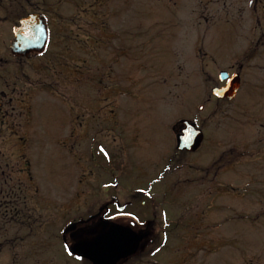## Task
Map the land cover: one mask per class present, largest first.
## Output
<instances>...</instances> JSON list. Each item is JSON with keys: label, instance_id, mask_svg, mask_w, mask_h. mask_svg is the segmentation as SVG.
Masks as SVG:
<instances>
[{"label": "rangeland", "instance_id": "374dc122", "mask_svg": "<svg viewBox=\"0 0 264 264\" xmlns=\"http://www.w3.org/2000/svg\"><path fill=\"white\" fill-rule=\"evenodd\" d=\"M253 1L34 0L37 9L43 6L54 21L60 16L84 18V35L90 36L86 55L91 62L83 76L98 85L86 88L83 105L72 97L44 92L24 110L31 117L32 157L45 158L51 169L47 179L51 195L64 196L70 212H85L95 201L108 200L112 192L122 202L134 190L156 191L158 197L152 200L156 215L152 217L167 232L175 230L181 236L180 254L193 242L197 261L264 264V194L255 183L264 180V164L237 160V145L244 138L234 132L237 127L222 123L219 114L211 121L205 119L215 99L210 96L213 84L203 75L211 53L253 45ZM262 4L264 0H259L258 5ZM99 19L111 26L104 30L101 25L103 37L116 27L122 41L116 37L96 45L93 33ZM59 33L60 28L55 33L51 30L52 37ZM128 42L131 46L126 53ZM106 52H112L115 59L95 64L93 57ZM116 71H125L128 80L121 74V81L114 84ZM182 119L205 126L201 147L182 158L185 162L179 164L180 169L170 165L162 180L153 182L175 151L176 129L182 127ZM80 126L84 134L77 137ZM232 146L234 151L229 149ZM222 148L229 149L219 163L227 167L223 187L213 183L214 192L208 199L205 184L196 188L190 182L191 164L211 157L215 160L216 150L220 153ZM114 181L117 188L106 185ZM78 195L83 198L79 203Z\"/></svg>", "mask_w": 264, "mask_h": 264}, {"label": "flooded vegetation", "instance_id": "af4514ba", "mask_svg": "<svg viewBox=\"0 0 264 264\" xmlns=\"http://www.w3.org/2000/svg\"><path fill=\"white\" fill-rule=\"evenodd\" d=\"M258 1H253V45L211 53L208 57L210 64L206 65L208 68L203 70V75L213 84L210 96L215 99V105L205 119L211 121L213 115L219 114L222 123L237 127L234 132L241 133L244 138L238 143V149L229 148L231 151L236 149L237 160L264 164V5H258ZM32 14L39 15L35 17L40 29L46 33L45 43L32 47L25 55L15 54L11 49L15 41L14 29L19 27L22 19ZM59 19L54 21L53 17L45 14L43 6L37 9L34 0H0V264L45 261L90 264L84 257V254H89L85 250L86 245L109 234V239L123 245L138 239L135 250L120 257L115 264H207L204 259L196 260L193 242L187 243L180 254L181 236L178 237L175 230L167 232L163 225L154 222L152 216L156 212L152 210V200L154 196L158 197L156 191L134 190L127 193L122 202L118 193L112 192L108 200L95 201L85 212H70L64 196L51 195L47 184L51 169L45 158L32 157L31 117L24 110L38 94L44 92L72 97L81 105L86 88L98 86L83 76L84 68L89 69L91 62L90 55H86V39L90 36L84 35V18L60 16ZM96 22L97 30L93 33L96 45L116 37L122 41L116 27H113L114 32L102 36L104 32L100 29H110L109 21L99 19ZM57 28H60L59 37H52L51 30L55 33ZM5 36H8L7 41ZM126 44L127 53L131 42ZM107 58L112 62L115 56L106 52L93 57L95 64L106 63ZM56 61L60 62L59 66ZM121 74L128 80L125 71H116L112 79L114 84L121 81ZM233 76L238 77L239 86L232 99L213 94L214 88L225 86ZM109 90L113 96V86ZM194 125L203 136L199 146L191 152L178 151L175 147L162 166V174H158L153 182L162 180L170 165L176 164L174 170L180 169L185 162L182 158L200 149L206 128L196 126L197 123ZM176 130L177 134L181 128ZM83 134L84 128L80 126L76 135L81 137ZM226 134L230 133L227 131ZM4 135H7V143L3 141ZM211 139L208 143L210 150ZM215 144L219 145L218 142ZM229 149L223 151L222 148L220 153L216 150L215 160L211 157L207 162L194 160L191 164L194 168L190 182L196 188L205 184L204 195L208 199L214 192L213 183L223 187L222 176L227 167L219 163L223 156H228ZM99 151L106 157L103 148L100 147ZM112 155L114 162L115 152ZM255 183L259 185L258 191L264 194V180ZM106 185L118 187L116 181ZM81 199L78 195L77 203Z\"/></svg>", "mask_w": 264, "mask_h": 264}, {"label": "water", "instance_id": "95a60500", "mask_svg": "<svg viewBox=\"0 0 264 264\" xmlns=\"http://www.w3.org/2000/svg\"><path fill=\"white\" fill-rule=\"evenodd\" d=\"M35 16L29 15L20 21V26L14 29L15 41L12 43V52L18 55H25L34 46H43L46 33L40 29ZM238 77L233 76L225 86L213 89V94L219 98L232 99L238 89ZM184 127L176 135V148L180 151H194L202 141V132L188 121H183ZM110 234L96 239L87 244V253L84 257L91 264H115L122 256L131 254L136 247L138 239L130 244L123 245L119 241L109 239Z\"/></svg>", "mask_w": 264, "mask_h": 264}, {"label": "trees", "instance_id": "16d2710c", "mask_svg": "<svg viewBox=\"0 0 264 264\" xmlns=\"http://www.w3.org/2000/svg\"><path fill=\"white\" fill-rule=\"evenodd\" d=\"M87 264H89V263H87Z\"/></svg>", "mask_w": 264, "mask_h": 264}]
</instances>
